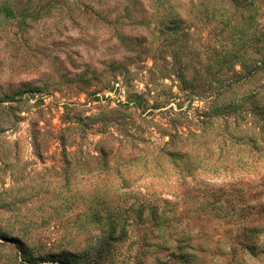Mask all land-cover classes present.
I'll return each mask as SVG.
<instances>
[{
    "label": "rangeland",
    "instance_id": "1",
    "mask_svg": "<svg viewBox=\"0 0 264 264\" xmlns=\"http://www.w3.org/2000/svg\"><path fill=\"white\" fill-rule=\"evenodd\" d=\"M12 1L29 14H0V264H61L22 245L69 264H264V68L205 81L197 23L182 81L151 0Z\"/></svg>",
    "mask_w": 264,
    "mask_h": 264
},
{
    "label": "trees",
    "instance_id": "2",
    "mask_svg": "<svg viewBox=\"0 0 264 264\" xmlns=\"http://www.w3.org/2000/svg\"><path fill=\"white\" fill-rule=\"evenodd\" d=\"M151 6L154 7L153 20L157 25L158 33L166 37L165 47L159 44L155 49L168 50L176 63L173 64L182 81L187 82L183 75L189 65L182 62L181 55L192 48L187 38L188 29L191 24L197 23L204 24L205 28L210 27V33L214 38L213 42L205 47L206 56L210 55V59L206 61L207 63L205 62V73H207L205 81L230 86L247 81L264 68V0H190L188 3L182 0H151ZM17 8L12 0H0V14L5 17L29 14L26 7L21 8L19 12ZM249 42L253 47L251 54L248 53ZM214 63L218 67L226 64L225 66L232 70L230 75L224 80L220 77L223 75L213 79L210 71ZM236 64L239 69H235ZM190 83L187 86L193 87V83ZM139 99L136 94L132 99L128 98L119 104L122 109L127 110L130 106L135 107L137 102L140 103ZM2 101L0 98V103ZM101 114L102 111L99 115ZM164 130H166L165 127ZM164 135L173 137L171 132ZM104 140L105 138L100 139L98 144L104 143ZM99 152L105 153L103 146L99 147ZM167 154L174 153L168 150ZM111 236L112 234L105 237L111 239ZM17 242L21 243L19 240ZM104 244L109 245L108 240H105ZM20 251L21 259L32 263H35V260H45L56 255L61 264H69L71 257H74L73 253L64 250L60 253L35 255L31 249L27 251L24 245L20 247ZM96 256L98 260L101 258L100 253Z\"/></svg>",
    "mask_w": 264,
    "mask_h": 264
}]
</instances>
